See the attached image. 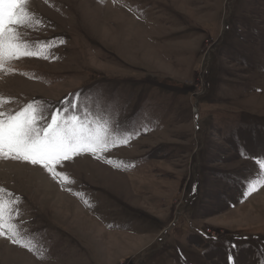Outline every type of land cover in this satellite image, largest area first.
<instances>
[{
    "label": "rangeland",
    "instance_id": "obj_1",
    "mask_svg": "<svg viewBox=\"0 0 264 264\" xmlns=\"http://www.w3.org/2000/svg\"><path fill=\"white\" fill-rule=\"evenodd\" d=\"M26 8L33 22L16 30L41 55L5 63L0 111L37 101L48 114L78 95L134 134L58 165L67 183L0 159V187L22 198L14 223L35 248L0 237V264H264V187L244 192L264 175V0Z\"/></svg>",
    "mask_w": 264,
    "mask_h": 264
},
{
    "label": "snow or ice",
    "instance_id": "obj_2",
    "mask_svg": "<svg viewBox=\"0 0 264 264\" xmlns=\"http://www.w3.org/2000/svg\"><path fill=\"white\" fill-rule=\"evenodd\" d=\"M27 3L28 0H0V70L12 71L11 68L5 69L8 61L41 55V51H33L16 30L18 26L33 22ZM36 44L51 46L48 42L37 41ZM78 99V95L74 96L64 107L48 114L44 108L36 107L37 101L14 113L0 111V159L39 165L53 179L67 183L68 177L57 171V166L64 161L85 153L100 158V153L128 143V138L134 133L118 123L115 130L110 129L108 121L93 118L87 107L79 108ZM5 102L0 98V104ZM241 155L243 157L247 153L242 152ZM256 159L264 171V153ZM257 185L264 187V175L248 182L245 195L258 190ZM21 202L22 198L18 199L0 187V237L28 251H35L30 237L22 235L14 223Z\"/></svg>",
    "mask_w": 264,
    "mask_h": 264
},
{
    "label": "trees",
    "instance_id": "obj_3",
    "mask_svg": "<svg viewBox=\"0 0 264 264\" xmlns=\"http://www.w3.org/2000/svg\"><path fill=\"white\" fill-rule=\"evenodd\" d=\"M230 8V7H229ZM229 10V13H231L232 11H231V8L230 9H228ZM239 126H242V125H239ZM238 136V138H240V136L239 135H237ZM257 137V139H258V143L260 144L261 143V140L263 139V136L262 135H260V136H256ZM255 144V145H259V144ZM260 146V145H259ZM246 150V149H245ZM230 258H231V261H230V263L229 264H239L238 263V259H236L237 257H235L234 255H232V254H230Z\"/></svg>",
    "mask_w": 264,
    "mask_h": 264
}]
</instances>
